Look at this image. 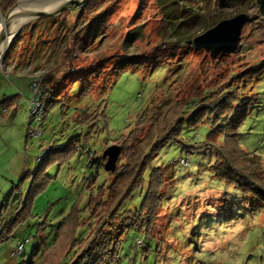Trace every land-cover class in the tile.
<instances>
[{"label": "rangeland", "instance_id": "rangeland-1", "mask_svg": "<svg viewBox=\"0 0 264 264\" xmlns=\"http://www.w3.org/2000/svg\"><path fill=\"white\" fill-rule=\"evenodd\" d=\"M100 1L113 2L103 35L72 60L61 61L59 54L70 45L64 34L73 25L77 10L24 25L0 61V264H42L43 251L53 249L59 238L61 218L80 188L96 175L80 204L79 216H86L81 209L88 195L111 181L103 168L87 167L88 153L98 158L106 146L133 128L151 104L165 100L189 103L242 69L259 71L239 82L246 93L255 95V101L238 129V143L247 154L259 158L264 179V16H259L254 4L201 8L213 11L214 24L241 12L249 16L234 52L212 58L186 43L204 32L200 27L191 30L174 50L165 44L174 40L164 18L172 6L170 0ZM173 1V7L186 11L193 8L189 4L195 6L194 1L202 0H189V4ZM156 48L165 55L155 57ZM28 68L37 77L50 73L44 87L55 82V98L62 100L39 121L41 135L35 138H26L33 79L16 73L30 72ZM98 68L101 73L93 74ZM83 110L99 114L96 123L93 119L87 124L95 123L87 144L79 143L68 165L48 167L51 180L47 188L35 198L30 213L25 212L20 223L8 230L30 183L27 178L19 182L21 175H34L36 158L53 141L61 145L80 132L79 127L72 129L68 124ZM34 128L29 124L28 129ZM208 129L207 124L200 125L196 138L201 139ZM191 134L186 132L183 137ZM213 161L210 152L184 154L176 144L160 149L150 165L159 168L163 177L152 234L124 233L116 264H264V204L242 197L234 187L213 178L208 170ZM138 202L136 194L133 203L137 206ZM131 206L126 201L121 210ZM137 240L141 246L136 245Z\"/></svg>", "mask_w": 264, "mask_h": 264}, {"label": "trees", "instance_id": "trees-1", "mask_svg": "<svg viewBox=\"0 0 264 264\" xmlns=\"http://www.w3.org/2000/svg\"><path fill=\"white\" fill-rule=\"evenodd\" d=\"M15 1L0 0V14L2 15ZM170 1L169 4L172 6L164 14V18L174 40L165 44L173 50L177 44L186 41L187 34L194 28L200 27L205 31L214 24L213 11L203 12L201 10L203 6L233 8L253 3L259 16H264V0H212V4L210 0H202L194 1L195 6L189 4V0H185L193 7L188 8L190 12L188 9L178 10L175 5L173 7L174 1ZM108 2L87 0L80 9H76L78 15L69 31L64 34L70 45L61 50L59 54L61 61L72 60L73 55L86 51L95 39L102 37L113 4ZM153 54L159 58L164 56L165 52L156 48ZM46 67L51 68L50 65ZM22 71L27 75L34 74L30 69V72H27V69ZM258 71L255 68L242 69L230 74L229 80H222L189 103L180 104L174 100H165L151 104L142 116L138 117L133 128L112 144L119 148V153L114 170L107 172L111 181L107 186L97 187L93 195H88L81 209L87 213L83 219L79 216L80 204L85 191H91L92 185L89 184L95 181L96 175L80 188L68 212L61 218L57 228L60 235L58 240H54L55 247L43 251L42 264H116L122 248L121 236L124 233L134 230L150 236L157 219L161 203L160 191L163 187L162 171L150 165L152 158L166 144L178 145L184 154L210 152L214 161L208 166V170L213 178L234 187L242 197H250L264 204V179L260 160L254 155L247 154L238 143V129L249 115L255 101V95L246 93L239 82L248 74ZM96 73H101V68L93 74ZM32 79L29 87L37 76L34 75ZM233 81L236 83L232 84ZM54 83L47 88L44 87L36 96L37 100L44 104L39 120L41 122L46 119L53 107L62 102L55 98ZM61 99L64 100V97ZM5 101L6 99H3L2 103ZM80 112L79 115L75 114L68 124L72 129L79 127L80 132L66 138L61 145L53 141L51 146L41 151L36 158L37 167L34 175L29 173L21 175L19 182L27 178L30 183L19 211L13 214L7 225L8 230L20 223L23 219L20 217L25 212L30 213L35 198L47 188L51 180L46 174L48 167L68 165L75 157L79 143L87 144L92 134L90 129L94 127L99 114L95 113L93 116L86 110ZM60 116L67 119L63 112ZM93 119H96L95 123L88 127V122ZM202 124H207L209 129L201 139H198L195 132ZM84 127L86 130L82 132ZM26 130L28 132L27 124ZM186 132L192 134L183 137ZM87 156V167L95 165L103 168L105 159L101 155L96 158L88 153ZM135 193L139 197L137 206L133 203ZM126 201H130L131 208L121 210L122 204ZM136 245L141 246V242L137 240ZM64 258L66 260L60 262Z\"/></svg>", "mask_w": 264, "mask_h": 264}, {"label": "water", "instance_id": "water-1", "mask_svg": "<svg viewBox=\"0 0 264 264\" xmlns=\"http://www.w3.org/2000/svg\"><path fill=\"white\" fill-rule=\"evenodd\" d=\"M86 1L16 0L0 18V61L5 55L8 44L24 25L39 18L51 19L64 11L80 9ZM248 20L249 16L246 13H238L229 19L218 21L186 43L190 44L194 50L202 49L212 58L220 54H231L236 48L241 28ZM118 153L119 148L114 145L103 150L101 157L105 159L103 163L105 172L114 170Z\"/></svg>", "mask_w": 264, "mask_h": 264}, {"label": "built area", "instance_id": "built-area-1", "mask_svg": "<svg viewBox=\"0 0 264 264\" xmlns=\"http://www.w3.org/2000/svg\"><path fill=\"white\" fill-rule=\"evenodd\" d=\"M51 78V74H45V75H40L37 77V79L32 83L31 90L33 92V96L31 100L29 101V107L27 111V125L33 123L35 128L30 130L28 129V137H37L40 135V127H39V119L40 116H42L43 109H44V104L37 100L36 96L43 90L45 83L49 81Z\"/></svg>", "mask_w": 264, "mask_h": 264}, {"label": "crops", "instance_id": "crops-1", "mask_svg": "<svg viewBox=\"0 0 264 264\" xmlns=\"http://www.w3.org/2000/svg\"><path fill=\"white\" fill-rule=\"evenodd\" d=\"M17 74H20V75H24V73L25 72H23V71H21V72H16ZM34 75H36V74H34ZM34 75L33 76H31V78H33L34 77Z\"/></svg>", "mask_w": 264, "mask_h": 264}, {"label": "bare ground", "instance_id": "bare-ground-1", "mask_svg": "<svg viewBox=\"0 0 264 264\" xmlns=\"http://www.w3.org/2000/svg\"><path fill=\"white\" fill-rule=\"evenodd\" d=\"M8 40H11V38H8Z\"/></svg>", "mask_w": 264, "mask_h": 264}]
</instances>
